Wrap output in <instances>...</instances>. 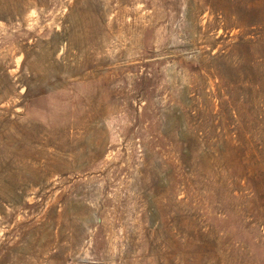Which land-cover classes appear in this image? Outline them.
<instances>
[{"label": "rangeland", "instance_id": "1", "mask_svg": "<svg viewBox=\"0 0 264 264\" xmlns=\"http://www.w3.org/2000/svg\"><path fill=\"white\" fill-rule=\"evenodd\" d=\"M0 264H264V0H0Z\"/></svg>", "mask_w": 264, "mask_h": 264}]
</instances>
